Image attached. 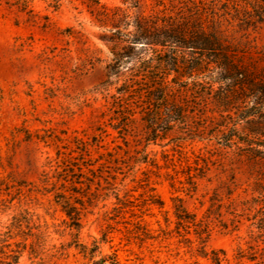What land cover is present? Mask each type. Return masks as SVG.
I'll list each match as a JSON object with an SVG mask.
<instances>
[{"label":"rangeland","instance_id":"obj_1","mask_svg":"<svg viewBox=\"0 0 264 264\" xmlns=\"http://www.w3.org/2000/svg\"><path fill=\"white\" fill-rule=\"evenodd\" d=\"M54 4L0 0V264H264V94L183 77L185 117L149 131L138 92L121 93L146 48L109 74V23ZM220 30L264 89V23Z\"/></svg>","mask_w":264,"mask_h":264},{"label":"trees","instance_id":"obj_2","mask_svg":"<svg viewBox=\"0 0 264 264\" xmlns=\"http://www.w3.org/2000/svg\"><path fill=\"white\" fill-rule=\"evenodd\" d=\"M53 1L57 6L59 0ZM82 1L93 8L100 26L109 23L111 27L110 35L105 36L112 44L114 61L107 67L109 74H114L124 58L131 57L134 44L142 43L146 48L128 68L121 93L131 96L138 92V99L146 106L145 121L149 131L170 129L172 123L185 117L183 101L170 100L172 90L183 77L194 86L200 84L201 78L206 79L209 86L237 85L240 90L254 95V105L260 104L257 95L263 96L264 89L260 90L254 78L233 61L234 50L220 28L224 22L229 26L235 23L239 30L264 23V0H168V6L158 2L156 5L161 9L133 17L118 8H108L99 0ZM15 4L22 12L31 11L28 10L29 0H15ZM171 73L173 76L168 79ZM181 83H185L183 89L187 90V82ZM261 198L264 200V195ZM213 261L220 262L219 258Z\"/></svg>","mask_w":264,"mask_h":264}]
</instances>
